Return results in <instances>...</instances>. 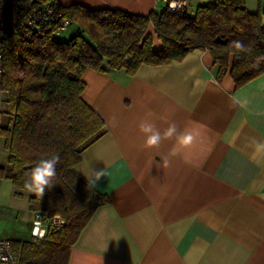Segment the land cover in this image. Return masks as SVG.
Here are the masks:
<instances>
[{"label":"crops","instance_id":"crops-1","mask_svg":"<svg viewBox=\"0 0 264 264\" xmlns=\"http://www.w3.org/2000/svg\"><path fill=\"white\" fill-rule=\"evenodd\" d=\"M186 1L195 11L213 0ZM59 3L146 16L163 11L167 0ZM218 67L207 50L194 49L181 61L143 64L134 75L84 71L82 97L107 131L81 152L75 169L85 180L104 170L95 190L109 201L80 233L69 264H264V74L236 88L229 74L218 79ZM145 119L161 131L174 122L196 139L146 148L139 130ZM0 141V166H7ZM5 181L15 203L0 238L29 241L33 193L5 178L0 188ZM6 203L0 200V217Z\"/></svg>","mask_w":264,"mask_h":264},{"label":"trees","instance_id":"trees-1","mask_svg":"<svg viewBox=\"0 0 264 264\" xmlns=\"http://www.w3.org/2000/svg\"><path fill=\"white\" fill-rule=\"evenodd\" d=\"M246 2L213 0L193 14L164 9L146 16L59 3L71 21L65 30L56 33L52 25L21 39L19 26L41 1L0 0V91L8 105L6 123L0 125L8 152L0 178L26 189L30 169L42 158L59 155L54 186L43 197L33 193L29 207L65 222L42 239L12 241L19 264H69L80 233L109 201L96 190L93 195L75 169L81 152L107 131L82 97L84 71L124 69L134 75L143 64L166 65L203 49L218 63V79L229 74L239 88L264 74V0H258L256 11L248 10ZM74 23L78 30L69 40L55 39Z\"/></svg>","mask_w":264,"mask_h":264},{"label":"built area","instance_id":"built-area-1","mask_svg":"<svg viewBox=\"0 0 264 264\" xmlns=\"http://www.w3.org/2000/svg\"><path fill=\"white\" fill-rule=\"evenodd\" d=\"M41 1L31 16L19 26L18 34L21 39H32L36 34H40L45 28L56 26V33L65 30L70 25V19L65 17L60 9L59 0ZM173 0H167L165 9L175 14H193V10L186 0H175L176 7L172 8ZM65 222L58 215L49 216L47 213L34 212L31 226V237H39L41 231L43 238L49 230H60ZM41 225L43 227H41ZM34 233H36L34 235ZM12 240L0 238V264H19V258L13 249Z\"/></svg>","mask_w":264,"mask_h":264},{"label":"clouds","instance_id":"clouds-1","mask_svg":"<svg viewBox=\"0 0 264 264\" xmlns=\"http://www.w3.org/2000/svg\"><path fill=\"white\" fill-rule=\"evenodd\" d=\"M172 8L176 7L175 0H173ZM235 48L243 50V45L240 42H235ZM139 130L144 136V144L146 148H158L165 141L174 140L175 143L188 146L196 137L191 131H181L177 125L172 122L161 131L157 125L150 119L143 120L139 125ZM264 149V144L258 145V150ZM59 155H52L48 158L40 159L34 167L30 169L27 174V179L24 182V187L32 193L43 197L46 189L53 187V180L56 177V166L59 163ZM165 159V164H167ZM104 176V170H92V174L85 177L87 180L88 189L93 190L92 194L95 195V189ZM41 227H43L41 225ZM36 233H34L35 235ZM44 232L39 233V237L43 238Z\"/></svg>","mask_w":264,"mask_h":264},{"label":"rangeland","instance_id":"rangeland-1","mask_svg":"<svg viewBox=\"0 0 264 264\" xmlns=\"http://www.w3.org/2000/svg\"><path fill=\"white\" fill-rule=\"evenodd\" d=\"M258 4H259L258 0H249L247 8L250 11H256ZM262 18H264V14H262ZM77 30H78V25L74 23L68 28V30L62 32L59 35H56L55 39L57 41H67L74 35L75 31ZM1 94L4 93L0 91V106H1V99L4 98V95ZM5 122L6 119H4V123ZM3 152L4 150L2 148L0 141V159L2 158ZM5 183L8 184L7 187L0 188V200L7 202L5 204L4 214L1 215L0 217V231L2 233L7 231V229L12 225L13 213L11 212V210L13 203H15L13 197L11 196V183H9L8 181H5Z\"/></svg>","mask_w":264,"mask_h":264}]
</instances>
